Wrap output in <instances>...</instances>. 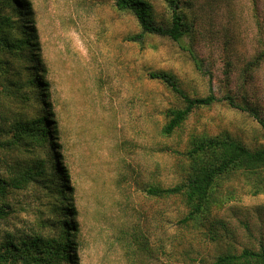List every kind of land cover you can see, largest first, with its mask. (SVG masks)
<instances>
[{
    "label": "rangeland",
    "instance_id": "374dc122",
    "mask_svg": "<svg viewBox=\"0 0 264 264\" xmlns=\"http://www.w3.org/2000/svg\"><path fill=\"white\" fill-rule=\"evenodd\" d=\"M26 1L25 25L47 82L53 151L69 173L64 207L74 209L77 226L72 264H212L227 250L264 249V170L226 181L227 199L193 224L180 221L187 210L182 197L146 192L148 185H175L186 176V151L199 135L228 134L250 148L264 146V127L252 110L264 115V0H181L192 22L182 42L156 34L129 40L139 22L115 0ZM149 1L157 20L166 21V0ZM19 17L0 6V37L18 36ZM2 44L0 120L3 136L11 138V122L37 108L5 91L25 72ZM157 70L172 72L191 96H214L172 134L163 133L165 110L183 101L149 76ZM42 154L38 144L20 139L0 149L2 171ZM9 199L13 210L0 220V240L56 233L54 199L38 185Z\"/></svg>",
    "mask_w": 264,
    "mask_h": 264
},
{
    "label": "trees",
    "instance_id": "16d2710c",
    "mask_svg": "<svg viewBox=\"0 0 264 264\" xmlns=\"http://www.w3.org/2000/svg\"><path fill=\"white\" fill-rule=\"evenodd\" d=\"M166 2L170 9L169 18L160 22L149 0H115L117 9L131 11L139 22L140 32L130 35L128 39L140 41L148 34H156L182 42L192 23L185 10L187 6L181 0ZM26 4V0H0V6H7L20 15L18 24L13 26L19 32L18 36L0 37V44L3 43L4 49H9L21 60L20 68L25 72L24 75L19 72L17 80L7 79L9 81L5 91L25 96L27 100L34 102L37 109L30 116L11 122L15 129L11 138L3 136L7 128L0 120V149L10 148L21 139L38 144L43 154L29 162L15 160L13 165H9L7 172L2 171L1 165L6 160L0 157V220L7 218L13 210L9 199L12 192L30 184L38 185L45 194L53 197L50 211L56 212L59 218L53 221L56 223V233L53 235L36 233L15 238L8 234L1 239L0 264H72L76 262L72 247L76 243L73 230H77V226L72 217L74 209L64 207V200L69 196V173L56 161L57 153L53 151L54 131L50 130L51 119L46 113L48 102L44 98L47 94H44L47 82L41 79L42 71L37 68L38 43L31 42L34 37L32 32H28V25H25L30 20L24 11L27 9ZM149 76L163 81L183 101L182 107H169L165 110V134H172L181 127L195 108L207 106L214 100L213 95H189L170 71H150ZM252 110L264 127V115L258 113L257 109ZM186 154L189 170L180 182L170 186L148 185L146 188V192L152 196L182 197L187 209L180 219L184 224H193L208 218L213 207L227 199V193L222 192L221 188L234 175L244 173L259 177L264 170V146L250 148L228 134L199 135L191 142ZM261 184L264 186V181ZM212 264H264V249L245 247L240 252L227 250L219 254Z\"/></svg>",
    "mask_w": 264,
    "mask_h": 264
}]
</instances>
